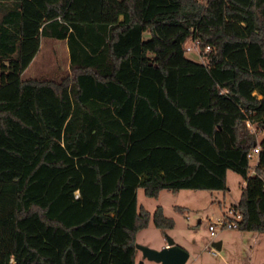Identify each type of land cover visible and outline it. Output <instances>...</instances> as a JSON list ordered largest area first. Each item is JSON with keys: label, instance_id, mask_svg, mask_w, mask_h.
I'll return each mask as SVG.
<instances>
[{"label": "trees", "instance_id": "trees-1", "mask_svg": "<svg viewBox=\"0 0 264 264\" xmlns=\"http://www.w3.org/2000/svg\"><path fill=\"white\" fill-rule=\"evenodd\" d=\"M42 36L59 79L22 77ZM257 129L264 0H0V264H135L137 231L174 223L137 187L226 190L229 168L238 228L264 232Z\"/></svg>", "mask_w": 264, "mask_h": 264}, {"label": "rangeland", "instance_id": "rangeland-1", "mask_svg": "<svg viewBox=\"0 0 264 264\" xmlns=\"http://www.w3.org/2000/svg\"><path fill=\"white\" fill-rule=\"evenodd\" d=\"M198 50L196 47L185 50V55L205 61L206 58ZM69 71L65 40L42 36L38 49L22 71V77L59 79ZM256 132L258 137L262 135L261 129ZM242 179L237 171L229 168L226 190L180 188L172 191L164 188L157 197L145 194L143 187L138 186L137 204L150 213L160 204L163 213L171 216L174 223L172 229H162L155 226L150 218L148 225L137 232V241L156 247L154 245L162 241V236H174L176 243L178 241L189 252L184 264H264V232L225 227L219 222L216 223L215 234H210L208 229L211 220L223 218L226 208L237 201ZM216 237L223 240L220 248L211 244V239ZM135 264L161 263L143 257L139 251Z\"/></svg>", "mask_w": 264, "mask_h": 264}, {"label": "water", "instance_id": "water-1", "mask_svg": "<svg viewBox=\"0 0 264 264\" xmlns=\"http://www.w3.org/2000/svg\"><path fill=\"white\" fill-rule=\"evenodd\" d=\"M165 236L166 243L159 248L136 241L135 249L140 250L143 257L159 261L161 264H184L189 256L188 250L176 243L171 235ZM211 244L220 248L221 240H211Z\"/></svg>", "mask_w": 264, "mask_h": 264}, {"label": "built area", "instance_id": "built-area-1", "mask_svg": "<svg viewBox=\"0 0 264 264\" xmlns=\"http://www.w3.org/2000/svg\"><path fill=\"white\" fill-rule=\"evenodd\" d=\"M198 42L199 41L197 38H189L184 42V49L185 50H192L194 47L199 48ZM208 48H209V45H207L204 50H207ZM198 53L200 55L204 56V54L200 51V48L198 50ZM248 124L250 125L249 122H248ZM259 147H260V145L258 143L256 145H254L253 147H251L247 153V156L251 159L253 158L256 160V156H257V153L259 151ZM251 169L253 172H255L253 167ZM240 218H241L240 210L238 208L230 205L226 208L225 215L223 218H217V220H213V221L211 220L208 223L209 232H210V234H215V227H216L217 222H219L222 226H225V227L238 228Z\"/></svg>", "mask_w": 264, "mask_h": 264}, {"label": "crops", "instance_id": "crops-1", "mask_svg": "<svg viewBox=\"0 0 264 264\" xmlns=\"http://www.w3.org/2000/svg\"><path fill=\"white\" fill-rule=\"evenodd\" d=\"M65 40V39H64ZM66 42V41H65ZM67 50H68V48H67ZM69 56V55H68ZM262 134H264V130L262 131ZM252 160V159H251ZM252 162H253V164L256 162V160L255 159H253L252 160ZM250 172L251 173H254L253 171H252V169H250ZM227 174H228V170H227V173H226V181H227ZM244 179H242V185L244 184ZM242 185H241V187H242ZM179 190V189H178ZM178 190H176V191H178ZM161 191V190H160ZM159 191V192H160ZM159 195V194H158ZM240 195V194H239ZM239 198V197H238ZM238 200V199H237ZM237 202V201H236ZM236 202H234V203H232V204H235ZM148 225V224H147ZM173 227V226H172ZM172 227H168L169 229H172ZM166 229V228H165ZM140 230V229H139ZM138 230V231H139ZM137 231V232H138ZM173 238H174V236H173ZM161 239H162V241L160 240V243L158 244H155L154 246H156L157 248H159V247H161V246H163L165 243H166V239L164 238V236H162L161 237ZM218 239H220L221 240V244H222V242H223V240L221 239V238H218V237H216V238H212L211 240H218ZM138 240V238H137V233H136V241ZM175 240V242H176V239H174ZM139 242V241H138ZM142 243V242H141ZM177 243H179L178 241H177ZM180 244V243H179ZM140 250H136V253H135V256L137 257V255H138V252H139Z\"/></svg>", "mask_w": 264, "mask_h": 264}]
</instances>
